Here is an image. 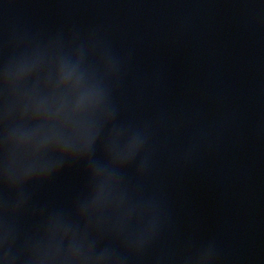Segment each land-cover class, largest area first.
I'll use <instances>...</instances> for the list:
<instances>
[{
  "label": "water",
  "instance_id": "water-1",
  "mask_svg": "<svg viewBox=\"0 0 264 264\" xmlns=\"http://www.w3.org/2000/svg\"><path fill=\"white\" fill-rule=\"evenodd\" d=\"M0 264H264V0H0Z\"/></svg>",
  "mask_w": 264,
  "mask_h": 264
}]
</instances>
